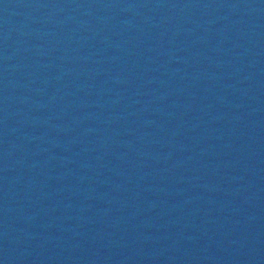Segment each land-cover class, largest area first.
<instances>
[{"label":"water","instance_id":"95a60500","mask_svg":"<svg viewBox=\"0 0 264 264\" xmlns=\"http://www.w3.org/2000/svg\"><path fill=\"white\" fill-rule=\"evenodd\" d=\"M0 264H264V0H0Z\"/></svg>","mask_w":264,"mask_h":264}]
</instances>
